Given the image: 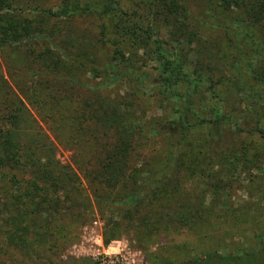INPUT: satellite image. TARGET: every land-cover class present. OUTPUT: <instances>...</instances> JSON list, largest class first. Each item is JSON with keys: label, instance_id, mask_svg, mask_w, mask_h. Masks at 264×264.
<instances>
[{"label": "trees", "instance_id": "16d2710c", "mask_svg": "<svg viewBox=\"0 0 264 264\" xmlns=\"http://www.w3.org/2000/svg\"><path fill=\"white\" fill-rule=\"evenodd\" d=\"M30 2L0 0V48L40 31L43 16L61 22L95 16L98 40L88 63L78 57L64 66L57 59L41 73L54 81L45 88L51 98L45 117L34 116L5 89L0 66L4 252L16 249L36 259L48 238L69 225L58 215L63 194L80 204L86 181L103 201L135 198L125 223L147 238L180 230L205 239L211 219L223 220L221 205L228 215L242 212L235 217L240 227L223 232L238 235L233 251L221 245L187 261L150 251L153 264H264V0H57L55 10ZM216 33L217 42L211 38ZM78 62L101 78L87 99L64 97L79 86L66 75L79 69ZM111 85L118 87L115 96L106 90ZM146 88L155 93L159 115L133 110ZM63 99L67 115L57 112ZM38 119L52 123L56 139L66 125L76 146L72 162L57 160L56 144L32 131ZM235 184L254 201L234 206ZM74 262L93 264L90 258Z\"/></svg>", "mask_w": 264, "mask_h": 264}, {"label": "rangeland", "instance_id": "374dc122", "mask_svg": "<svg viewBox=\"0 0 264 264\" xmlns=\"http://www.w3.org/2000/svg\"><path fill=\"white\" fill-rule=\"evenodd\" d=\"M31 3L36 5L39 10L46 8L55 10L57 7V0H33ZM3 11L11 13L8 9ZM43 17L46 19V24L40 27V31L24 39L22 44L0 48V66L5 89L15 92L30 108L34 116L38 112L42 117H45L51 112L49 111L50 102L48 101L51 98L47 97L44 92L47 86L52 87L54 85V81L46 74L41 75V73L44 72L46 66L51 69L53 62L57 59L63 61L64 66H67L72 59L78 57L86 59L88 63L86 56L93 57L96 53L99 21L95 16L88 15L68 22ZM211 38L215 42L221 40V36L217 33L213 34ZM76 65L79 66V69H76L75 72L68 70L66 75H74L79 82V86L76 89L67 90L64 97L70 98L73 96L87 99L90 96L89 89L91 90L101 78H95L87 71L89 70L88 64L84 68L80 66V62ZM150 71L151 75H154V70ZM45 78L48 79V82L39 84ZM150 79H153V77L151 76ZM106 90L111 91L112 95L115 96L118 87L111 85ZM106 90L104 89L103 92H106ZM142 92L144 93L142 100L137 105H133V110L139 116L143 115L142 111H145L148 117L159 115L162 111L157 107L158 101H156L153 90L146 88ZM61 95H57L56 99H60ZM31 97L34 102L36 100L34 104H31L28 100ZM0 100H4L1 94ZM131 101L134 102V100ZM66 104L69 105L68 99L58 102L57 112L67 115L68 112L64 113L67 108ZM38 122L41 128L33 124L32 131L41 134L46 133L56 144L57 160L63 164L72 162L76 146L68 140L66 125H61L62 130L58 139H56L54 132L51 130V122H48L47 125L39 119ZM156 141L157 144L155 145L158 148L161 144L159 140ZM154 164L156 165V163ZM240 181L245 185L247 180L245 177H241ZM82 185V191L86 192V195H81L85 200H82L80 204L78 203L79 200L74 202L70 198L68 199L66 194L62 196V208L58 215L64 216L69 222V225L61 232H65L64 234L61 235L60 232H56L53 237L48 238V244L44 243V249L39 252L36 259L28 258L16 249L9 248L8 252H4L6 247L0 242V249H2L0 264H75L74 261L81 258H90V261H92V257L97 255L98 250L95 238L97 234L101 235L105 246L110 244L113 246L120 245L121 247L126 246L130 250L139 251L141 253L139 264H153L148 257L150 251L169 260L187 261L200 254V251L204 249L221 247V245L227 247L223 252L233 251L232 248L239 242L238 235L225 236L223 232L240 227V225H237L235 217L242 212H236L235 216L228 215V212L225 213V204L221 205L218 211L219 216L223 215V220L211 219V223L208 224L206 230L207 237L205 239H197L191 233L180 230L169 231L165 235L158 234L147 238L137 233L136 229L127 227L125 223V217L129 213L126 212L128 209L127 204L134 205L135 198L132 200L127 198L122 202L116 200L103 201L92 194L91 187L86 181H83ZM231 193L234 195L233 203L236 207L246 201H254L247 198L243 190H238L236 184L233 186ZM262 207L264 213V203ZM122 220H124L123 226L115 227L114 224L121 223ZM94 221L98 222L97 226L93 225ZM113 232H116L117 236L105 243V237ZM80 264H89V262Z\"/></svg>", "mask_w": 264, "mask_h": 264}, {"label": "built area", "instance_id": "2783aa9c", "mask_svg": "<svg viewBox=\"0 0 264 264\" xmlns=\"http://www.w3.org/2000/svg\"><path fill=\"white\" fill-rule=\"evenodd\" d=\"M97 224V221L93 222L94 226ZM95 238L98 250L97 255L92 257L93 264H139L141 256L139 251L130 250L128 247H121L120 245L105 246L100 234H97Z\"/></svg>", "mask_w": 264, "mask_h": 264}]
</instances>
